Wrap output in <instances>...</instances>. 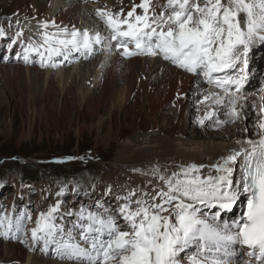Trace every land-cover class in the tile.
Wrapping results in <instances>:
<instances>
[{
    "label": "snow or ice",
    "instance_id": "snow-or-ice-1",
    "mask_svg": "<svg viewBox=\"0 0 264 264\" xmlns=\"http://www.w3.org/2000/svg\"><path fill=\"white\" fill-rule=\"evenodd\" d=\"M97 16L116 47L123 50L121 55L162 56L178 68L203 75L208 83H213L214 73L240 68L241 62L246 73L249 52L257 42L264 46V0H203V4L200 0H166L159 11L154 0H140L126 14L123 9L115 13L97 9ZM52 24L55 33H49L48 22H44L41 42H29L24 50L26 63L30 51L39 54L45 66V53L48 59L67 58L73 51L87 55L102 43L99 31ZM6 35L0 28V37ZM15 36L18 39L22 32ZM245 79L246 75L216 78L215 84L225 91L226 85H235L239 91ZM260 112L264 114V106ZM232 115H239L235 108ZM258 128V140L243 142L240 149L211 165L189 164L170 176H160V190L145 193L149 199L134 200L135 207L132 203L118 205L124 227L107 209L99 214L89 211L87 216L82 211L80 219L86 221L80 225L82 245L74 242L75 226L67 238L63 229H57V204L36 219L32 239H42L45 245L56 243L61 258L73 264H264V115ZM237 165L238 178L234 175ZM205 167L210 169L208 175L201 173ZM135 195L131 192L128 199ZM241 200L243 211L225 219L223 214L233 212ZM244 255L247 259L241 261Z\"/></svg>",
    "mask_w": 264,
    "mask_h": 264
},
{
    "label": "bare ground",
    "instance_id": "bare-ground-1",
    "mask_svg": "<svg viewBox=\"0 0 264 264\" xmlns=\"http://www.w3.org/2000/svg\"><path fill=\"white\" fill-rule=\"evenodd\" d=\"M91 1L0 0V22L16 15H19L24 22H26L24 15L37 16L38 19L48 20L50 32L55 33L54 30H57L53 27L52 22L54 21L55 25L60 27L67 26L71 29L74 25L81 31L87 29L90 33L96 31L101 33L102 43L94 45L90 54L85 55L82 52L73 51L67 54V58L61 55V59L51 61L57 56L48 59L45 53V65L49 62V65H55L50 67L59 68L56 69V73L63 77L62 81L65 83L76 84L78 81L81 83L77 97L81 106L93 102L96 110L107 108V112L97 121L96 140L100 141L105 148L112 143L116 144V151L112 157L114 167L121 176L126 174L125 176L134 182H146L162 187L160 176H170L172 172L179 171L181 166L189 164L211 165L221 156L240 149L243 142L249 139H259L258 122L264 115L260 112L261 106H264V97L263 95L258 97L256 92L258 88L260 90V86L264 85V55L259 60V64L262 65L259 69L260 65H256L255 60L257 54L255 47L248 54L249 71L245 73L241 70L243 68L241 62L240 68L214 73L213 83H208L204 76H197L178 68L162 56L143 54L124 56L120 54L123 50L118 49L117 42L110 39V33L104 21L97 16V9L114 13L123 9L126 14L132 4H138L140 0H98L97 4ZM165 2L166 0H154L156 10L159 11L160 5ZM89 3L94 5L90 6ZM104 5L108 8H104ZM12 26L15 25L11 24L10 28ZM38 26L43 28L42 24ZM26 27L33 34L30 27ZM12 32H9V36H5L9 39L11 37L7 40L8 46L12 44L11 48L13 46L20 48L14 57V62L19 61L20 63L13 65L26 74H41L40 71L44 66L41 64L42 58L39 54L33 53L32 55L30 51L28 53L29 62L26 63L23 59L27 43L31 41L24 37L17 39L16 32ZM2 38L0 37V54L8 55V49L5 51L3 48ZM13 39H16L14 44ZM72 55L78 60V65L73 66L74 68L68 62ZM52 70H48L47 73L51 74ZM241 75H246V79L239 91L235 85H226L227 91H225L224 88L217 87L215 84L216 78L224 80L232 77L238 78ZM87 83H90L88 87H86ZM94 93L97 95L95 96ZM197 93L200 94L198 98ZM205 96H209V99L204 100ZM98 97L102 100H96ZM193 100H196L197 104ZM227 106L240 112L242 115L240 117H243L242 121L235 123L237 126L234 128L221 126L216 127L218 131L215 129L204 131L206 125H210L211 122L219 124L218 121H224L225 118L230 119L231 114L223 118L226 116L223 112ZM252 108L255 111H252ZM143 110L147 115L145 127L142 129L137 124L133 133L121 141L120 127L123 122L127 123V114L134 112L133 116L137 118L134 120L138 121L139 114ZM38 113L43 117L46 113L45 107L42 106ZM122 115L123 117L120 118ZM247 118H253L255 129H248L247 121H244ZM116 119H120L117 125L119 129H115ZM201 120L203 123L200 122ZM209 172L208 167L201 169L203 175H208ZM234 175L239 177V165L236 166ZM107 187L106 184L104 188ZM116 205L114 212L119 215L120 201H117ZM238 205L239 202L233 212L223 214L224 218L231 219L238 216ZM120 220V226L124 227L126 222L122 216ZM73 232L78 233L74 235L77 236L74 242L83 245V241L79 238L80 230L74 229ZM56 239L59 240L61 237L57 236ZM53 244L54 252H51L53 257H46L38 249L33 253H26L25 264H73V261L61 258L57 252L58 245ZM21 248L18 244H6L1 240L0 263H19L24 255ZM239 259L242 261L247 259V256H241Z\"/></svg>",
    "mask_w": 264,
    "mask_h": 264
},
{
    "label": "rangeland",
    "instance_id": "rangeland-1",
    "mask_svg": "<svg viewBox=\"0 0 264 264\" xmlns=\"http://www.w3.org/2000/svg\"><path fill=\"white\" fill-rule=\"evenodd\" d=\"M91 2L97 3L98 0ZM24 17L26 22L19 15L10 16L0 22V28L8 36L12 31L22 32L21 37L39 44L45 30L38 25L48 20L38 19L37 16ZM11 24L15 26L10 28ZM26 26L30 27L33 34ZM48 32L54 33L50 32L49 26ZM8 39L9 37L4 36L2 43L9 54H0V220L3 221L0 232L7 233V236L0 235V241L20 245L24 255L19 263L13 264H25L26 253L39 249L40 253L50 257L51 252H54L53 242L45 245L42 239L33 241L31 235V230L36 227V219L41 213H47L50 207L59 204L54 223L58 230H64V238H67L68 230L74 226L76 230H81L80 225L86 223L80 219L82 211L87 216L89 211L99 214L107 209L117 217L120 225V216L114 212L117 201L120 204L132 203L135 207L134 200L145 199V193L154 194L161 187L146 182H134L126 174L121 176L114 167L112 157L116 144L112 143L105 148L96 140L97 121L107 112V108L96 110L93 102L81 106L77 100L81 83H65L62 81L63 77L56 73L59 68L50 67L52 64L49 65V62L39 75L20 72L13 65L20 63L14 62L20 48L13 46L9 49ZM253 47L257 50V65L264 55V46L257 42ZM33 53L36 54L31 52L32 55ZM59 59L61 56L54 57L51 61ZM68 62L72 68L78 65V60L73 55ZM48 70H52V73L48 74ZM86 85L88 87L90 83ZM259 91L258 88V97ZM199 95L197 93V98ZM96 100L102 99L98 97ZM196 100H193L195 104ZM42 106L46 109L43 117L38 113ZM254 108L251 110L255 111ZM232 111L233 107L227 106L223 112L226 116L223 118L229 117L228 114L232 115ZM236 112L239 113L238 116L232 115L230 119L218 121L219 124L211 122L203 130L218 131L216 127H236L235 123L243 119L240 117L241 113ZM133 113L127 114V123L123 122L120 127L121 141L133 133L137 124L143 129L147 123L144 110L139 114L138 121L134 120L137 118ZM122 117L123 115L120 116ZM252 119L244 120L247 121L248 129H255ZM119 122L120 119L115 120V129H119ZM106 184L108 187L104 188ZM131 192L136 195L129 200ZM238 206L240 213L244 208L243 200ZM72 235L78 233L72 232Z\"/></svg>",
    "mask_w": 264,
    "mask_h": 264
}]
</instances>
